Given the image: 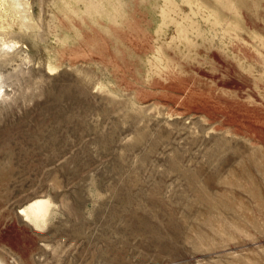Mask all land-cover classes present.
Masks as SVG:
<instances>
[{"label": "rangeland", "instance_id": "374dc122", "mask_svg": "<svg viewBox=\"0 0 264 264\" xmlns=\"http://www.w3.org/2000/svg\"><path fill=\"white\" fill-rule=\"evenodd\" d=\"M0 91V264H264V0H0Z\"/></svg>", "mask_w": 264, "mask_h": 264}, {"label": "bare ground", "instance_id": "6f19581e", "mask_svg": "<svg viewBox=\"0 0 264 264\" xmlns=\"http://www.w3.org/2000/svg\"><path fill=\"white\" fill-rule=\"evenodd\" d=\"M48 206L49 201L38 199L23 208L20 214H22L27 221H31L36 226H40L44 222L43 215L48 212Z\"/></svg>", "mask_w": 264, "mask_h": 264}]
</instances>
